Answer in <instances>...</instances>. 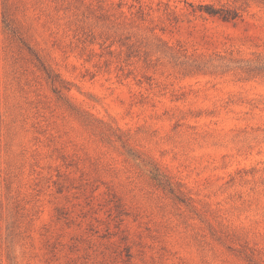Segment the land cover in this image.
<instances>
[{
    "label": "rangeland",
    "instance_id": "374dc122",
    "mask_svg": "<svg viewBox=\"0 0 264 264\" xmlns=\"http://www.w3.org/2000/svg\"><path fill=\"white\" fill-rule=\"evenodd\" d=\"M0 264H264V0H0Z\"/></svg>",
    "mask_w": 264,
    "mask_h": 264
},
{
    "label": "trees",
    "instance_id": "16d2710c",
    "mask_svg": "<svg viewBox=\"0 0 264 264\" xmlns=\"http://www.w3.org/2000/svg\"><path fill=\"white\" fill-rule=\"evenodd\" d=\"M207 10H208L207 11L208 13L218 15L220 18H222L225 21L235 20L239 16L236 10L225 8V7H219V8L207 7Z\"/></svg>",
    "mask_w": 264,
    "mask_h": 264
}]
</instances>
